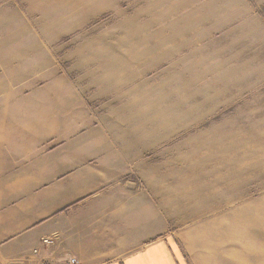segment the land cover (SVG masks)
Listing matches in <instances>:
<instances>
[{"label": "rangeland", "instance_id": "374dc122", "mask_svg": "<svg viewBox=\"0 0 264 264\" xmlns=\"http://www.w3.org/2000/svg\"><path fill=\"white\" fill-rule=\"evenodd\" d=\"M215 1L0 0V154L160 163L182 264H264V34Z\"/></svg>", "mask_w": 264, "mask_h": 264}, {"label": "crops", "instance_id": "0c3cea01", "mask_svg": "<svg viewBox=\"0 0 264 264\" xmlns=\"http://www.w3.org/2000/svg\"><path fill=\"white\" fill-rule=\"evenodd\" d=\"M215 3L207 14L220 17L222 29L264 34L256 11L264 0ZM3 142L0 264H26L34 248H44L43 238L52 241L42 252L46 264L68 254L81 264H182L176 240L165 238L170 217L162 205L170 195L162 194L160 163L17 162L16 139L10 133Z\"/></svg>", "mask_w": 264, "mask_h": 264}, {"label": "built area", "instance_id": "2783aa9c", "mask_svg": "<svg viewBox=\"0 0 264 264\" xmlns=\"http://www.w3.org/2000/svg\"><path fill=\"white\" fill-rule=\"evenodd\" d=\"M42 243L44 245V248H41V247L34 248L26 264H46L47 263L46 262L47 259L42 254V252H43V249L44 250L48 249V246H50L52 241L49 238H43ZM55 264H81V262L75 255L68 254L67 256L63 258H59V260H56Z\"/></svg>", "mask_w": 264, "mask_h": 264}, {"label": "snow or ice", "instance_id": "6c2138e0", "mask_svg": "<svg viewBox=\"0 0 264 264\" xmlns=\"http://www.w3.org/2000/svg\"><path fill=\"white\" fill-rule=\"evenodd\" d=\"M252 3L255 5L256 4V0H252ZM256 11H258L261 16H264V6H261V7L257 8ZM168 243L170 244V241ZM120 264H124L123 259H121Z\"/></svg>", "mask_w": 264, "mask_h": 264}]
</instances>
